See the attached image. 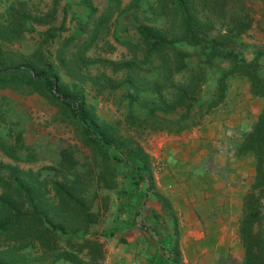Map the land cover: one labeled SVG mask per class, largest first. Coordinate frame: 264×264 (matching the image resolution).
I'll return each instance as SVG.
<instances>
[{
  "label": "trees",
  "instance_id": "obj_1",
  "mask_svg": "<svg viewBox=\"0 0 264 264\" xmlns=\"http://www.w3.org/2000/svg\"><path fill=\"white\" fill-rule=\"evenodd\" d=\"M249 1L154 0L149 7L151 18L178 15V36H169L162 26L138 23L140 42L126 41L131 56L120 60L90 57L87 51L105 39L112 15L138 8V0H130L126 7L122 0H107L98 14L92 0H80L86 12L83 16L71 13L73 26L65 35H61L67 28L64 20L53 22L58 0H52L46 12L17 11L0 24V89L44 96L55 106L53 121L71 124L76 138L89 151L80 159L79 146L67 143L59 148L55 162L37 169L0 160V264H54L60 259L101 264L106 248L100 236L111 237L119 230L122 234L134 226L153 238L156 250L147 264H182L177 230L174 235L169 232L163 213L148 204L156 194L149 155L130 130L179 132L201 124L205 115L224 101L227 81L235 75L245 76L252 94L264 98L260 51L251 58L241 55V36L258 24ZM33 22L47 26H25ZM26 29L36 30V45L29 52L13 49L11 44L19 41ZM53 41L52 55L48 43ZM106 43L113 47L110 41ZM185 46H191L192 52ZM191 56L204 62L202 67L190 66ZM217 58L225 64H219L213 89L202 97L205 64L213 66ZM92 63L139 75L140 89L149 87L154 94L143 115L129 111L123 119L109 121L96 113L86 98L85 84L112 91L134 78L127 75L115 80L104 72L90 74L87 67ZM144 68H160L162 76L147 80L140 73ZM175 72H187L188 78L174 84L171 74ZM171 111L175 115H167ZM0 148L15 161L37 157L30 147L20 154L22 144L8 145L1 137ZM248 151L254 155L255 173L243 195L239 219L241 264H264V104L238 143L237 153ZM101 188L113 190L116 212L104 230H94L92 224L102 216ZM119 240L126 239L120 236ZM33 250L38 253L32 254Z\"/></svg>",
  "mask_w": 264,
  "mask_h": 264
},
{
  "label": "rangeland",
  "instance_id": "obj_2",
  "mask_svg": "<svg viewBox=\"0 0 264 264\" xmlns=\"http://www.w3.org/2000/svg\"><path fill=\"white\" fill-rule=\"evenodd\" d=\"M93 4L98 7L97 13H100L102 9L105 8L107 0H92ZM130 0H122V6L126 5ZM139 7L131 9H123L118 13H114L110 20V30L109 33L105 36L104 40L98 42V44L92 47L87 51V55L90 57H103L107 59L120 60L122 58H128L131 56L129 52V47L126 44V41L131 42H140L139 34L136 30V25L138 23H147L157 26H162L166 28L167 34L169 36H178L179 28V16H174L173 19H166L163 16H158L156 18H151L150 14V4H154V0H138ZM52 0H0V24L11 17L17 11H28L32 14L46 12L51 6ZM251 6L252 13L255 14L258 24L249 30V33L241 36V39L244 42V46L241 49V55L246 58L253 57L259 47L264 48V41L259 42L257 38L264 34V3L262 0H251L249 1ZM67 13L64 15V13ZM74 12L78 16H83L86 12L85 6L80 2V0H58V6L56 10L54 23L60 24L64 20L66 29L61 31V35H65L71 30L73 26V21L71 18V13ZM33 25L38 29H43L47 25L33 22L32 24L28 23L25 26L30 28ZM38 40V35L36 30L26 29L21 35L19 41H16L11 44L13 49L17 51L29 52L36 45ZM113 45L110 48L107 43ZM259 42V43H258ZM54 41L49 42L48 45L51 47L48 48V53L54 54V47L52 46ZM258 45V46H256ZM185 49L192 52L191 46H185ZM190 66L197 69L202 67L204 62L199 60L196 56H191L188 59ZM225 64L224 61H220L219 58L214 60V65L210 66L205 64L206 67V81L201 84L202 89L200 94L202 97H207L210 93V89H213L214 78L218 74L219 64ZM87 71L90 74H95L99 72H104V74L110 76L115 80H121L127 75H130L134 78V81H129L125 84H122L120 87L113 89L112 91L108 89H102L101 87L94 88L90 83L85 84L86 88V98L89 102L94 104L96 113L104 119L109 121L115 120L117 118L123 119L127 112L132 111L135 114L143 115V111L149 105V102H153L154 94L150 91V88H142V84L139 83L138 74L135 72L132 73L130 70L118 69L114 70L111 66L102 65L99 63H92L87 67ZM161 69H152L144 68L140 73L147 80H152L153 78H159L162 76ZM136 75V76H135ZM64 78L68 79V77ZM171 78L174 84L181 83L188 78L187 72H175L171 74ZM247 79L242 75L231 76L227 81V92L224 101L217 105L212 112L205 115L202 123L210 124V127L207 130L200 129V125H195L188 127L184 130H193V133H196L200 140L198 147L195 151L199 150V153L214 154L215 151L222 148L223 151L229 152V155L237 154L238 156H243V162L247 167V152L237 153L238 143L241 141L243 134L248 130L247 129ZM135 94V98L132 99L130 94ZM30 97L29 103H33L35 109L28 105V108L25 112H19L9 108L7 114L12 117V120H20L24 125L26 124V137L31 139L30 148L34 150L37 154H40L41 159L33 162H21L24 167H32L37 169L44 164H51L56 161L58 158V150L60 147L66 145L67 143H72L78 145V157L81 159L84 156V153L87 155L89 151L87 148L81 145V142L76 138L73 130V126L66 122L53 121V115L55 113V106H53L46 98L43 97L42 100L38 97L39 95L28 94ZM46 100V101H45ZM21 108H24V101L21 102ZM14 107V106H10ZM29 109V110H28ZM42 110V111H41ZM160 111V110H157ZM167 115H175V112H168ZM226 118L227 123L225 124L222 120ZM212 121V122H211ZM15 124V123H14ZM236 124L235 130L232 125ZM17 128V127H15ZM123 131V130H122ZM183 131V130H181ZM181 131L171 132L166 129H150L146 128L142 132H135L130 130V133L133 135V138L138 142V145L146 151L149 155V162L152 177L153 173L159 174L166 169V159L165 154L173 149L180 147L179 143L182 142L183 137L181 136ZM188 131L185 132L187 136ZM229 131L230 133L226 132ZM235 132V133H234ZM201 136V137H200ZM210 136V139H208ZM228 137V140H225V137ZM204 140V141H203ZM209 140L212 142H206ZM225 141V143H224ZM176 142H179L176 144ZM217 142V143H216ZM212 150L210 153H207V150ZM253 153H250L249 160H253ZM210 158V157H209ZM120 170V168H119ZM246 184H247V169H246ZM249 175V173H248ZM251 182L254 174H251ZM250 182V183H251ZM249 183V185H250ZM249 187V186H248ZM247 192V187L244 191V194ZM243 194V195H244ZM99 202L101 204L102 213L101 221L95 224H92V229L94 230H104L106 225L111 223V220L114 217L116 212V204L114 201V192L113 190H108L106 188H101L99 190ZM152 197V196H151ZM162 204V202H159ZM187 203V202H185ZM149 204V203H148ZM185 217L188 220L192 217L189 213L188 203ZM154 206V205H152ZM155 207V206H154ZM200 212L206 209L205 205H202L201 202L198 203ZM158 211L162 212L164 217L172 218L174 212L170 204H163L160 209L155 207ZM203 213L198 215L202 218ZM184 220V219H183ZM201 226L204 225V222L201 221ZM196 226V224L194 225ZM208 226V224H206ZM205 226V227H206ZM166 227L169 232L174 235L175 230H177L179 236L181 235V229L176 221V218L173 216V221L166 222ZM191 227V226H190ZM193 227V226H192ZM204 228V227H203ZM138 229L137 227H132L131 229L124 230L129 231L128 234L132 233V230ZM205 229V228H204ZM121 233L120 230L117 231V234ZM237 234V233H236ZM237 234V237L231 238L227 242L224 239L220 240H209L208 238H203L199 240V245L202 247V251L197 256L191 251L193 246L191 243L193 239H187L186 244L183 246L185 256L187 257V264H241L243 259V248L241 240ZM107 245H115L114 239H108ZM137 246L134 243H131L130 246ZM36 250H33L32 254L36 253ZM38 253V252H37ZM43 264H47L46 261ZM54 264H79L72 263L65 260H57ZM107 264H115L114 261H109Z\"/></svg>",
  "mask_w": 264,
  "mask_h": 264
},
{
  "label": "crops",
  "instance_id": "obj_3",
  "mask_svg": "<svg viewBox=\"0 0 264 264\" xmlns=\"http://www.w3.org/2000/svg\"><path fill=\"white\" fill-rule=\"evenodd\" d=\"M257 41H264V34H261ZM258 42V43H259ZM258 46V45H256ZM259 61L264 68V48L259 47ZM36 95L38 93H29ZM28 94H21L11 88L0 89V137L8 145H14L16 142L22 144L23 148L19 149L20 154H25L26 149L30 147L31 139L26 137V124H22L20 118L12 120L7 114L9 108L19 112H25L28 105L35 109L34 104L28 100ZM39 98L44 96L38 94ZM42 100V98H40ZM24 101V108H21ZM46 101V100H45ZM264 104V98L259 95H253L249 82L247 81V129L256 120ZM14 107H10V106ZM29 110V109H28ZM42 111V110H41ZM227 123L226 118L222 120ZM212 122V121H211ZM15 123V124H14ZM212 123H202L200 129L207 130ZM199 126V125H198ZM237 125L231 127L235 130ZM17 127V128H15ZM188 130L181 131L183 137L180 147L169 151L165 155L166 169L159 174L153 173L155 195L149 199V204L158 209L168 202L173 209V216L176 218L181 235L179 236V248L181 251V262L187 264V257L183 250L187 239H193L192 253L196 256L201 253L202 247L199 240L208 238L209 240L224 239L226 242L233 237H237L239 228V219L242 213L243 194L251 182V174L255 173V160H249L251 151L247 152V167L243 162V156L237 154L229 155V152L223 151L222 148L211 154L212 150L208 149L207 153L195 151L200 140L196 133L191 129L187 136L184 133ZM230 133L229 131H226ZM235 133V132H234ZM201 137V136H200ZM228 140V137H225ZM210 139V136H208ZM204 141V140H203ZM206 142H212L205 140ZM217 143V142H216ZM225 143V141H224ZM40 154L33 161L41 159ZM210 157V158H209ZM0 160L11 162L24 167L21 162H30L24 160H13L7 156L0 148ZM31 161V162H33ZM27 168V167H24ZM247 169V184H246ZM249 173V175H248ZM159 202H162L160 204ZM188 205L192 217L188 220L185 208ZM206 206V209L200 212L198 203ZM203 213L202 218L198 217ZM172 218L165 217L166 222L173 221ZM184 219V220H183ZM201 221L204 225H200ZM196 224V226H194ZM208 224V226H206ZM191 226V227H190ZM193 226V227H192ZM206 226V227H205ZM205 229H204V228ZM125 233H119L111 237L100 236L104 241L106 248V258L101 264H107L114 261L115 264H147L152 254L155 252V246L150 235L140 229L132 230ZM237 233V234H236ZM123 236L126 240L120 241L119 237ZM114 239L115 245H107L108 239ZM240 239V238H238ZM131 243L137 246H130ZM243 251V248L241 249ZM197 259L195 260L196 264Z\"/></svg>",
  "mask_w": 264,
  "mask_h": 264
}]
</instances>
